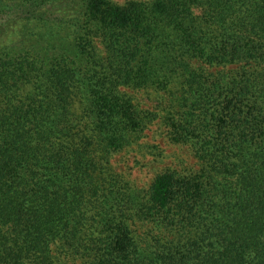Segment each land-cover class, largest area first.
<instances>
[{"label": "trees", "instance_id": "16d2710c", "mask_svg": "<svg viewBox=\"0 0 264 264\" xmlns=\"http://www.w3.org/2000/svg\"><path fill=\"white\" fill-rule=\"evenodd\" d=\"M152 125L200 170L117 171ZM68 259L264 264V0H0V264Z\"/></svg>", "mask_w": 264, "mask_h": 264}, {"label": "rangeland", "instance_id": "374dc122", "mask_svg": "<svg viewBox=\"0 0 264 264\" xmlns=\"http://www.w3.org/2000/svg\"><path fill=\"white\" fill-rule=\"evenodd\" d=\"M143 106L154 107L157 99L150 100L146 94H140ZM145 148L136 145L117 153L113 158L116 170L130 179L138 189H149L156 173L167 168H175L180 172L200 170L201 165L188 146L172 143L167 133H162L156 125H152L145 137ZM70 264H82L78 259H68Z\"/></svg>", "mask_w": 264, "mask_h": 264}]
</instances>
